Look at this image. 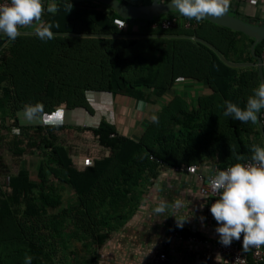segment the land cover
Segmentation results:
<instances>
[{
    "label": "trees",
    "instance_id": "trees-1",
    "mask_svg": "<svg viewBox=\"0 0 264 264\" xmlns=\"http://www.w3.org/2000/svg\"><path fill=\"white\" fill-rule=\"evenodd\" d=\"M53 1L59 9L58 12L50 14L45 11L43 15V22L53 25V39L42 41L36 35V28L40 27V24L33 29L32 25L24 32H21V35L15 41H8L0 50L1 64L3 63V58L7 55H11L12 59L19 58V69H16L10 75L14 76V78L16 76L17 79L20 78L19 81L23 82L22 85H19L22 87L17 91L24 90V92L21 90L20 94L25 102L37 103L38 100L42 102L43 96L36 98L33 93L37 94L44 91L45 96H52L54 93L52 94L51 92H54L55 88L59 87L58 85L76 88L80 96L87 89H96L148 100L149 94L142 88L149 86L155 78L152 79V77L144 74L128 80L124 75L130 66L126 51L120 50L114 55L111 60L107 83L102 84L100 62L106 52L105 45L107 40H125L126 50H142L140 47L143 48L144 45L150 48L151 55L145 56V54L137 52V56L141 60V66L145 67V69H149L152 66L151 75L156 76L158 74L159 66L154 67V65L164 62V77L158 84V95L170 88L178 75H183L192 79L204 80L209 88L216 93L222 94L224 109L225 101H231L240 107H244L248 97L253 94V90L260 84L259 75L256 71L236 68L229 63L230 44H232L230 34L244 35L250 43L248 46V61L254 58L250 48L253 38L240 31L206 19L200 21L195 28H185L178 25L171 29H162L160 26H151L153 21L166 17V14L147 21L145 26H141L142 30L140 32L134 33L128 32L126 29H120L115 24L114 18L121 16L108 5L97 1ZM123 1L134 3L131 0ZM150 1L142 0L140 3H148ZM44 4L45 8H47L49 0H46ZM70 4H72L71 11L68 9ZM172 13L175 12L170 14ZM231 13L239 15L237 11H232ZM239 16L241 17V15ZM242 18L245 20L250 19L248 17ZM257 22L264 24V19ZM180 35H187L188 37ZM260 51L261 43L256 46V52L260 54ZM0 69H2L1 65ZM10 84L11 80L8 77L0 75V126L2 124L5 125L3 115L12 110L5 103L11 94ZM5 90L8 91L7 94H5L7 92ZM81 100L83 102L80 101V103L84 104L86 102L83 96ZM198 103H202V100H198ZM189 116L193 117L194 113H190ZM226 122L228 125L234 126V132L239 139L240 151L242 152V154L239 152V155L244 157V159L238 161L237 156H235L228 161L218 162V167H225L238 162L242 163L244 160L251 159V147L243 139L240 124L246 130V135H250L253 132L259 135L261 142L258 141V144L253 142L254 145L264 147V140L257 122L255 124L251 122L242 123L231 116L227 117ZM73 128L74 126L67 124H62L58 127L45 126L43 124L26 126L24 127L26 140L21 152L34 153L36 149L51 147L53 152H55V155L49 158L52 169L56 170V175L57 171H60L63 176L62 179L82 194L95 191V186H98L99 179L108 168V159L113 158L121 165H125L139 154V140L119 133L117 128L105 119L98 126ZM221 128H225V126ZM73 130L75 132L72 134ZM81 130L92 136L101 154H95V152L93 154L90 151V154H92L91 161H88L79 170L71 159L72 154H74L72 145L67 144V142H72V140L81 137ZM22 134L24 135V133ZM221 134L222 130L219 131L216 138H220ZM22 141L23 139H15L14 144L18 146ZM59 143L67 148L65 153L61 152L57 147ZM87 151L89 152V149ZM183 154L184 152H180L177 149L166 153L151 151L145 166L148 163H152L150 168L155 170L153 174H156L157 169L164 167L171 168L183 164L204 163L197 161L194 153ZM151 155L155 158H151ZM22 174L26 175V171L22 170ZM10 184V187L3 190L1 188L3 184L0 179L1 208L11 204V202L22 203L21 199L26 198L30 192L29 188L18 185L17 175L12 176ZM25 210H27V202ZM105 238L106 236L100 237L98 235L100 244H103ZM29 247L32 255L41 253V249L34 243H29ZM34 260L32 258V262H35Z\"/></svg>",
    "mask_w": 264,
    "mask_h": 264
},
{
    "label": "rangeland",
    "instance_id": "rangeland-1",
    "mask_svg": "<svg viewBox=\"0 0 264 264\" xmlns=\"http://www.w3.org/2000/svg\"><path fill=\"white\" fill-rule=\"evenodd\" d=\"M37 25L39 23L33 25L32 29ZM125 29L128 32H137L141 27L128 22ZM230 35L232 44L229 55L232 60H229L248 61L250 43L246 37L242 34ZM105 48L106 52L100 62L102 84L107 83L114 55L120 50L126 51L130 66L124 74L125 77L132 80L145 74L152 79L155 78L149 86L142 89L148 92L149 99L155 98L156 106L151 110L150 117L147 119L140 117L138 128L134 127L137 129L132 130L135 135L138 134L136 138L140 144L137 157L125 165H121L113 158L108 159V168L99 179L98 186H95V191L87 194L80 193L63 180L60 171H57L56 175V170L52 169L49 159L55 155L51 147L36 149L34 153L21 152L26 140L24 127L40 124L23 120L22 109L24 105L36 102L28 103L22 99L20 93L23 89L17 90L22 87L19 85L23 82L19 81L20 78L10 75L19 69V58L12 59L11 55H7L3 61L1 60L3 63L0 62L2 67L0 75L11 80V94L5 103L12 109L3 115L5 125L0 126V179L3 184L1 188L4 190L10 187L12 176L17 175L18 185L30 189L27 197L21 199L22 203L11 202L3 208L0 207V264H25L26 256L35 259L31 264H97L101 245L98 235L106 238L109 236L110 231L106 228L108 218L120 213L123 209L122 204L130 200V197L137 196L142 189L145 191L148 189L145 181L150 182V176L155 171L150 168L152 163L145 166L151 151L166 153L177 149L184 152L183 155L194 153L197 161L213 166H218V162L240 156L239 152L242 154L234 126L226 122L222 94L208 88L207 92L197 97L202 103L195 106L188 103L185 106V102L182 101L184 98L171 97L168 89L158 95V84L164 77V62L154 65L159 66L156 76L151 75L152 66L149 69L141 66L137 52L145 56L151 55V49L146 45L140 47L142 50H126L125 40H107ZM58 86L51 92L54 93L52 96H45L44 91L33 93L36 98L43 96L41 103L44 104L46 113L54 112L56 104L84 105L80 103L83 102L81 100L83 95L80 96L76 88ZM7 93L8 91L5 94ZM158 98L160 103L157 102ZM192 112L193 117L189 116ZM153 117L158 118V122H154ZM88 125L72 126L76 129ZM222 125L225 128H221ZM240 126L243 139L249 147L254 145L253 142L257 144L258 141L261 142L256 132L246 135L243 125ZM14 129H19V133L14 132ZM220 130L222 134L220 138H216ZM73 132L75 131L73 130L72 134ZM81 137L72 142L66 141L72 145L74 154L71 159L79 170L91 161L90 151L93 154L94 152L101 154L89 133L81 130ZM15 139L23 141L17 146L14 144ZM57 147L61 152L67 151L65 145L61 143ZM22 170L26 171V175L22 174ZM31 242L41 249V253L32 255L29 247Z\"/></svg>",
    "mask_w": 264,
    "mask_h": 264
},
{
    "label": "crops",
    "instance_id": "crops-1",
    "mask_svg": "<svg viewBox=\"0 0 264 264\" xmlns=\"http://www.w3.org/2000/svg\"><path fill=\"white\" fill-rule=\"evenodd\" d=\"M49 3L55 4L53 0ZM232 11H237L241 17H248L253 21L263 20L264 0H231L230 12ZM141 30L142 27L137 32ZM6 39V35L0 33V48L5 45ZM229 58L232 60L230 56ZM230 60L229 63L234 67L254 70L258 73L259 79L261 75L264 78V63L259 64L255 57L251 61ZM208 88L204 80L176 77L167 92L171 97H182L185 104L195 106L198 104L197 97L207 92ZM83 98L86 101L84 105L72 106L63 103L54 107L63 109L65 124L98 126L105 119L114 125L119 133L136 140L138 134L135 132V135L132 130L138 128V119L149 118L151 110L156 106L155 98L137 99L108 90L87 89ZM159 100L158 98V103ZM212 167L215 165L198 164L201 171H208ZM149 181H145L147 191L142 189L137 196L130 197V200L122 204L123 209L120 213L108 218L106 228L110 234L100 245L97 264H140L149 259L164 243L171 264H227L226 259L211 246L181 242L168 236L171 228L186 232H208V223L204 218L205 199L198 192L199 182L195 175L164 167L158 169L156 174H152ZM177 201L180 206H176ZM162 203L168 205L164 213L167 217H158L155 212ZM176 219L186 220L182 227H178Z\"/></svg>",
    "mask_w": 264,
    "mask_h": 264
},
{
    "label": "clouds",
    "instance_id": "clouds-1",
    "mask_svg": "<svg viewBox=\"0 0 264 264\" xmlns=\"http://www.w3.org/2000/svg\"><path fill=\"white\" fill-rule=\"evenodd\" d=\"M157 5L160 0H155ZM172 8L181 16L200 22L207 17H219L227 13L231 7V0H169ZM69 11L72 4L68 6ZM55 4L45 8L44 0H10V4L0 6V33L6 35L9 41H15L20 35L21 28H28L39 23L36 35L42 41L54 38L51 23L43 22L45 11L50 14L58 12ZM58 26V25H57ZM142 106V102H141ZM44 104H26L22 109V119L28 123H40L45 126L58 127L64 123V111L57 107L52 113L44 111ZM264 109V82L253 90L246 105H239L225 101L224 115L242 123L255 124L258 113ZM154 122L158 118L153 117ZM19 133V129H14ZM251 163H235L225 170H219L209 183L219 198L210 206V213L217 222L215 229L219 236V243L230 246L232 242L241 241L242 249L264 246V147H251ZM244 157L237 156V160ZM176 206H180L179 201ZM168 208L162 203L155 209L158 217L164 215ZM186 219L177 220V226L182 227ZM32 257L26 256L25 264H31Z\"/></svg>",
    "mask_w": 264,
    "mask_h": 264
},
{
    "label": "built area",
    "instance_id": "built-area-1",
    "mask_svg": "<svg viewBox=\"0 0 264 264\" xmlns=\"http://www.w3.org/2000/svg\"><path fill=\"white\" fill-rule=\"evenodd\" d=\"M45 1L46 0H44V2ZM131 1H133L134 3H140L142 0ZM8 4H10V0H0V6H6ZM114 22L120 29H125L128 23V21L121 17H115ZM199 23L200 22H197L195 19L189 20L181 16L178 12H175L159 20L153 21L151 26H160L162 29H171L178 25H181L185 28H195L199 25ZM27 29L28 28H21L20 32H24ZM8 41L9 40L7 38L5 44ZM3 47H1L0 50ZM260 56L264 63V41L261 42ZM261 118L264 125V112L261 113ZM151 158L155 157L151 155ZM242 163H251V159L244 160ZM231 165L233 164L227 165L225 167L215 166L208 171L199 170L198 164H183L180 166L171 167L175 171L191 173L197 178L199 182L198 192L201 197L205 199L204 218L208 223V232H186L181 229L171 228L168 231V236L181 242H192L211 246L226 259L227 264H264V246L260 248H250L248 251H244L242 249V238L241 241L234 240L230 246H223L218 242L219 236L215 231L218 225L215 219L212 217L209 209L211 204L215 202V199L219 198V193L212 190L209 181L216 175L219 170H225ZM140 264H171V258L166 247V243H164L160 248L156 249L151 254L149 259L142 261Z\"/></svg>",
    "mask_w": 264,
    "mask_h": 264
},
{
    "label": "water",
    "instance_id": "water-1",
    "mask_svg": "<svg viewBox=\"0 0 264 264\" xmlns=\"http://www.w3.org/2000/svg\"><path fill=\"white\" fill-rule=\"evenodd\" d=\"M75 1H97L104 5H108L120 16L126 19L130 24L146 25L147 21L153 20L161 15H168L171 12H177L170 5L169 0H160V4L157 5L155 0H151L148 3H128L123 0H75ZM206 20L217 23L219 25L229 27L233 30L240 31L253 38L251 44L252 55L258 60L259 64L263 65L260 54L256 52V46L264 41V24L253 21L245 20L239 15L232 14L230 9L227 13L219 17H207ZM187 36V35H180ZM188 37V36H187ZM261 73V72H260ZM264 82V78L261 75L260 83ZM257 123L261 131V135L264 140V125L262 123L261 111L258 113Z\"/></svg>",
    "mask_w": 264,
    "mask_h": 264
}]
</instances>
